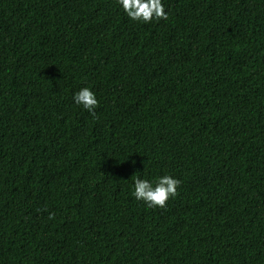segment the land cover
Instances as JSON below:
<instances>
[{
  "label": "trees",
  "instance_id": "1",
  "mask_svg": "<svg viewBox=\"0 0 264 264\" xmlns=\"http://www.w3.org/2000/svg\"><path fill=\"white\" fill-rule=\"evenodd\" d=\"M162 4L0 0V264H264V0Z\"/></svg>",
  "mask_w": 264,
  "mask_h": 264
},
{
  "label": "clouds",
  "instance_id": "2",
  "mask_svg": "<svg viewBox=\"0 0 264 264\" xmlns=\"http://www.w3.org/2000/svg\"><path fill=\"white\" fill-rule=\"evenodd\" d=\"M121 11L132 21L149 23L152 20L167 19L162 0H117ZM74 103L95 115L94 109L98 105L95 94L88 87H83L72 96ZM135 167V162L130 161ZM180 181L168 174L153 179L135 176L133 178L131 194L149 208H164L166 202L177 195Z\"/></svg>",
  "mask_w": 264,
  "mask_h": 264
}]
</instances>
